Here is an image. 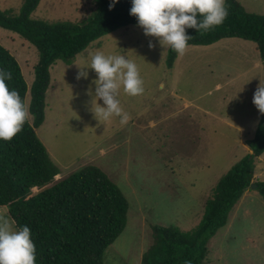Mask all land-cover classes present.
Returning a JSON list of instances; mask_svg holds the SVG:
<instances>
[{
	"label": "rangeland",
	"instance_id": "rangeland-1",
	"mask_svg": "<svg viewBox=\"0 0 264 264\" xmlns=\"http://www.w3.org/2000/svg\"><path fill=\"white\" fill-rule=\"evenodd\" d=\"M238 1L247 12L264 15V0ZM23 3L0 0V10L19 14ZM96 10L94 0H41L31 19L82 25ZM0 44L16 57L31 89L40 61L37 48L1 27ZM169 49L131 25L92 43L72 65L59 61L51 69L46 120L37 134L61 171L58 181L97 166L130 203L127 227L106 253L105 264H141L157 227L194 231L220 182L252 152L261 119L253 94L264 83L257 45L224 39L190 46L173 69L167 65ZM97 50L126 55L144 82L143 94L135 97L120 89V106L129 117L124 124L119 117H95L93 70L86 69L87 79H77ZM258 181L264 182V153L256 160ZM5 215L7 209L0 210V217ZM209 251L208 264H264V199L257 188L250 186Z\"/></svg>",
	"mask_w": 264,
	"mask_h": 264
},
{
	"label": "trees",
	"instance_id": "trees-1",
	"mask_svg": "<svg viewBox=\"0 0 264 264\" xmlns=\"http://www.w3.org/2000/svg\"><path fill=\"white\" fill-rule=\"evenodd\" d=\"M41 0H24L22 11L0 10V27L19 34L40 53L31 89L16 57L0 44V67L13 73L15 88L29 108L22 131L10 142L0 141V210L14 221L27 225L36 246V264H105L109 248L124 233L130 203L122 189L97 166L83 167L58 181L59 167L37 134L46 120V99L51 69L59 61L72 65L77 56L101 38L131 25V0H120L109 9L110 0H94L96 13L84 24L54 23L31 19ZM229 10L223 24L198 33L186 29L191 46H211L224 39H241L257 45L264 61V15L246 11L238 0H226ZM178 55L170 48L167 65L174 68ZM30 93V103L28 95ZM252 152L226 175L207 203L205 216L192 232L176 227H157L154 242L141 264H208L209 244L227 226L235 206L250 189L264 199V182L254 183L256 160L264 153V115H261ZM240 238V235H239Z\"/></svg>",
	"mask_w": 264,
	"mask_h": 264
},
{
	"label": "clouds",
	"instance_id": "clouds-1",
	"mask_svg": "<svg viewBox=\"0 0 264 264\" xmlns=\"http://www.w3.org/2000/svg\"><path fill=\"white\" fill-rule=\"evenodd\" d=\"M120 0H110L113 9ZM130 15L146 37H153L162 48H171L183 55L192 37L186 29L207 32L223 24L229 10L226 0H131ZM149 47H153L151 41ZM77 79H87L91 69L96 74L92 81L95 92L92 111L96 118L108 120L119 117L121 124L128 121L118 99L120 89L128 96L144 92V82L136 63L126 55H105L97 50L90 55L88 67L80 68ZM13 73L0 67V141L10 142L19 134L30 115L29 108L9 83ZM92 94L91 92L89 93ZM102 101V104L99 103ZM252 103L264 115V83H259ZM14 221L0 217V264H36V246L27 225L14 227ZM185 264H191L186 261Z\"/></svg>",
	"mask_w": 264,
	"mask_h": 264
},
{
	"label": "water",
	"instance_id": "water-1",
	"mask_svg": "<svg viewBox=\"0 0 264 264\" xmlns=\"http://www.w3.org/2000/svg\"><path fill=\"white\" fill-rule=\"evenodd\" d=\"M251 187H252V189H256L257 185L256 184H252Z\"/></svg>",
	"mask_w": 264,
	"mask_h": 264
}]
</instances>
